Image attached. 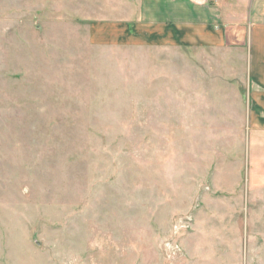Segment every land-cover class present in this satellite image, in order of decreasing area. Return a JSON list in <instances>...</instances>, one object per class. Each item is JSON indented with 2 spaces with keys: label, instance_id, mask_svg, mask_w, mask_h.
I'll use <instances>...</instances> for the list:
<instances>
[{
  "label": "rangeland",
  "instance_id": "rangeland-1",
  "mask_svg": "<svg viewBox=\"0 0 264 264\" xmlns=\"http://www.w3.org/2000/svg\"><path fill=\"white\" fill-rule=\"evenodd\" d=\"M127 1L0 0V264H264L241 84Z\"/></svg>",
  "mask_w": 264,
  "mask_h": 264
},
{
  "label": "crops",
  "instance_id": "crops-1",
  "mask_svg": "<svg viewBox=\"0 0 264 264\" xmlns=\"http://www.w3.org/2000/svg\"><path fill=\"white\" fill-rule=\"evenodd\" d=\"M137 1L136 21H127L133 14L128 0L130 8H126L123 22L132 24V29H144L152 46L171 44L193 49L196 88L200 76L203 79L210 74L213 79L214 72L232 76L241 84L236 92L218 91L216 101L213 94L198 89L194 97L196 102L209 104L212 110L222 104L232 111L236 101L251 110L252 167L255 174L264 175V0ZM237 56L244 64L238 76L233 65ZM201 81L206 87L207 83ZM256 181L264 187V183L260 184L264 179L258 177Z\"/></svg>",
  "mask_w": 264,
  "mask_h": 264
}]
</instances>
